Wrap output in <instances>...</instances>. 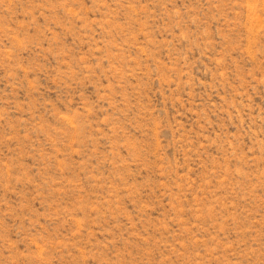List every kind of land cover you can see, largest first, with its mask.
Returning a JSON list of instances; mask_svg holds the SVG:
<instances>
[{
  "label": "rangeland",
  "instance_id": "rangeland-1",
  "mask_svg": "<svg viewBox=\"0 0 264 264\" xmlns=\"http://www.w3.org/2000/svg\"><path fill=\"white\" fill-rule=\"evenodd\" d=\"M0 264H264V0H0Z\"/></svg>",
  "mask_w": 264,
  "mask_h": 264
}]
</instances>
